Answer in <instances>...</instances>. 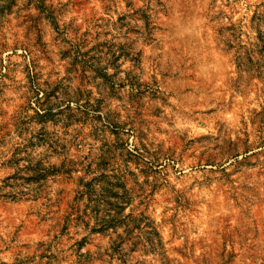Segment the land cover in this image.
<instances>
[{"label":"rangeland","instance_id":"rangeland-1","mask_svg":"<svg viewBox=\"0 0 264 264\" xmlns=\"http://www.w3.org/2000/svg\"><path fill=\"white\" fill-rule=\"evenodd\" d=\"M0 264H264V0H0Z\"/></svg>","mask_w":264,"mask_h":264}]
</instances>
